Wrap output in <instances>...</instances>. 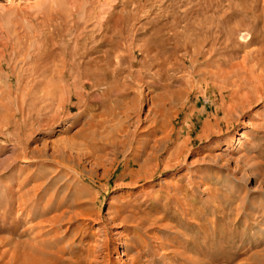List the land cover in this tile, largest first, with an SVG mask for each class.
<instances>
[{
    "label": "rangeland",
    "instance_id": "obj_1",
    "mask_svg": "<svg viewBox=\"0 0 264 264\" xmlns=\"http://www.w3.org/2000/svg\"><path fill=\"white\" fill-rule=\"evenodd\" d=\"M263 248L264 0H0V264Z\"/></svg>",
    "mask_w": 264,
    "mask_h": 264
},
{
    "label": "bare ground",
    "instance_id": "obj_2",
    "mask_svg": "<svg viewBox=\"0 0 264 264\" xmlns=\"http://www.w3.org/2000/svg\"><path fill=\"white\" fill-rule=\"evenodd\" d=\"M114 139V138H113ZM80 158V157H79ZM75 162H76V160H75ZM79 165H81V161H78L77 162ZM209 189V188H208ZM237 204H239V203H237ZM241 204H243V203H241ZM236 207V206H235ZM238 207H241V206H238ZM237 208V207H236ZM233 209H235V208H233ZM237 211V210H236ZM238 212V211H237ZM65 213V212H64ZM58 214V213H57ZM57 214H56V217L52 220L53 222L55 221V222H58V220H60V219H62V215L61 216H59V217H57ZM236 214V213H235ZM240 214V213H239ZM52 217H53V215H52ZM65 218V217H64ZM41 224V223H40ZM44 226V225H43ZM212 229V228H211ZM41 231V230H40ZM40 231H38V232H40ZM51 232V231H50ZM41 233V232H40ZM40 235V234H39ZM104 246V245H103ZM101 248V247H100ZM186 250V249H185ZM184 250V251H185ZM179 251L180 250H178V253H179ZM259 251V253L256 251V252H254V256H253V260L251 261V263H248V259H246V258H242V259H239V260H237L236 261V263H234V264H264V248L263 249H261V251L260 250H258ZM173 252V251H172ZM175 252H176V250H175ZM186 252V251H185ZM100 253V252H99ZM139 254H140V252H138ZM166 253V252H165ZM168 254V253H167ZM181 254V253H180ZM183 254H185V255H187V257H185V258H183L185 261V263H187V260H197L198 258L196 257V258H193L191 255H189V254H187V252L186 253H182V255ZM178 255V254H177ZM181 255V256H182ZM203 255V254H202ZM167 256V255H166ZM168 256H170V255H168ZM207 256V255H206ZM251 256V255H250ZM249 256V258H252V257H250ZM18 257V256H17ZM139 255L137 254V255H135L134 257H133V259H132V261H133V263L134 264H139V262H138V260H139ZM163 257H165V256H163ZM175 257V256H174ZM183 257V256H182ZM248 257V256H247ZM212 260H215V258L212 256V257H208V258H206V259H202V263L204 264V263H210ZM235 260V259H234ZM233 260V261H234ZM166 261V260H165ZM195 262V261H194ZM200 262V261H199ZM214 262V261H213ZM220 262V261H219ZM229 262H231V261H229ZM147 263V262H146ZM212 263V262H211ZM142 264V263H141Z\"/></svg>",
    "mask_w": 264,
    "mask_h": 264
}]
</instances>
